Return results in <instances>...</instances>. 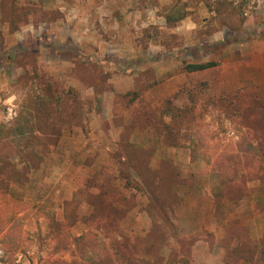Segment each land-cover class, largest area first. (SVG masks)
<instances>
[{
  "label": "rangeland",
  "instance_id": "374dc122",
  "mask_svg": "<svg viewBox=\"0 0 264 264\" xmlns=\"http://www.w3.org/2000/svg\"><path fill=\"white\" fill-rule=\"evenodd\" d=\"M177 1L188 13L167 24ZM219 1L0 0V127L46 104L32 144L11 152L18 181L8 194L0 185V220L23 216L27 252L15 264H125L123 237L144 246L150 228L166 238L161 264H249L222 240L247 230L256 239L263 227L264 152L251 161L237 153L248 136L236 113L260 101L264 118V0H234L237 14L215 11ZM205 61L217 65L183 69ZM170 105L190 109L178 146L164 141ZM140 150L152 151V166L170 160L182 174L170 227L120 175L126 162L138 165L135 153L147 158ZM228 178L233 190L245 180L241 199L222 195ZM88 230L103 244L84 255L73 239Z\"/></svg>",
  "mask_w": 264,
  "mask_h": 264
},
{
  "label": "trees",
  "instance_id": "16d2710c",
  "mask_svg": "<svg viewBox=\"0 0 264 264\" xmlns=\"http://www.w3.org/2000/svg\"><path fill=\"white\" fill-rule=\"evenodd\" d=\"M234 0H220L217 8H214L215 11L220 13L221 11H230L231 14H237L239 11V6L233 4ZM209 7H211L208 4ZM186 5L177 1L174 3L168 11L165 12L164 18L167 24H175L182 20L187 15ZM236 30L237 28H232ZM217 65L216 61H205V62H187L184 63L183 69L187 72L199 71L212 66ZM41 98L40 95L36 96ZM44 101L41 99L35 101L36 110L31 107H23L18 111L13 122L8 126H1V142H0V171L2 176L0 177V185L3 186L4 193L8 194L7 187L9 186V180H16L19 178V172L16 169L15 165L12 164L9 160L12 155V150L15 152H23L24 148H28L32 141L37 137L39 123L38 111L42 109L46 104H43ZM254 110L247 106L245 111H240L236 113L240 116L242 120L244 130L248 136L243 138L241 142L238 143L237 153L243 155L247 161H251L255 154H262L264 152V118L262 111H256L257 107L262 108V102L255 101ZM172 104V103H169ZM45 108V107H44ZM168 113L172 118V125L167 127L165 133L164 141L169 145L178 146L176 130L179 129L180 119L184 116H187L190 112L189 107H177L170 105L167 109ZM254 114V115H253ZM250 116H255L251 117ZM191 143L198 146L199 144L195 142L193 136H191ZM202 145V144H200ZM199 145V146H200ZM204 145V143H203ZM141 151V150H140ZM141 154L145 155L147 158L142 160L138 153H135L136 157H139L138 165L131 164L126 162V171L120 172V175L126 178V184L129 188H134L140 191H143L149 201V205L154 209L157 214H159L167 223V226H172V220L169 214V208L174 203H178L181 199V195L176 190V186L183 184L180 170H177L170 160L161 159L159 161V166H152V151L143 152ZM151 156V157H150ZM127 161H130L127 158ZM248 162L247 164H249ZM151 164V165H150ZM163 167L165 172H162ZM237 170L234 168V172L237 175ZM0 173V174H1ZM234 176V177H235ZM138 177V181L135 179ZM229 179V178H228ZM226 180L223 184L222 195L224 197H229L232 200H239L244 196L243 191L245 190L246 184L245 180L240 183L236 182L239 185L233 190L231 179ZM18 181V180H16ZM245 184V186H244ZM264 184V182H263ZM262 190L264 192V185H262ZM7 191V192H6ZM234 192V193H232ZM11 193V192H10ZM30 200L25 199L24 201L19 200L18 203H29ZM170 206V207H169ZM20 211V210H19ZM19 211L5 220L3 218L0 220V246L3 250L2 257L0 261L4 264H15L16 257L15 255L18 252L26 254V245L22 242V235L20 233L22 218L19 216ZM260 212L263 217V227L262 232L259 238L254 239L251 233L248 232H239L228 234L226 233L225 237L222 240L223 248L227 250V253L234 254L236 257V263L238 262H247L249 264H264V196L261 200ZM8 225H10L8 227ZM7 227V228H6ZM245 231V230H244ZM157 232H154L153 229H148L143 233V242L144 246L139 243L138 236L129 237L124 236L121 246L125 247V264H161L162 257L159 254L160 248L165 241L164 235H157ZM252 236V237H251ZM97 235L93 234L90 230L83 232L81 235H78L73 239L74 244L77 249L80 250L84 255L89 254L97 243L103 244V241H98L96 238ZM133 240V243L130 245L129 241ZM116 238L112 237L107 243L110 244V249L114 251L116 255L119 254L115 248L114 242ZM87 247L83 248V245ZM117 244V243H116ZM155 256V259L153 257ZM104 257L99 253V256H93V254L88 255V259L96 263L99 258ZM153 258V260H152ZM117 263L120 262V258H117ZM228 263V262H226Z\"/></svg>",
  "mask_w": 264,
  "mask_h": 264
}]
</instances>
